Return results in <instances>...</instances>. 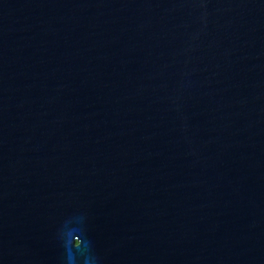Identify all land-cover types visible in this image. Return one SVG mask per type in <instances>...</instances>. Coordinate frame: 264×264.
Returning <instances> with one entry per match:
<instances>
[{"label":"water","instance_id":"95a60500","mask_svg":"<svg viewBox=\"0 0 264 264\" xmlns=\"http://www.w3.org/2000/svg\"><path fill=\"white\" fill-rule=\"evenodd\" d=\"M0 264H264V0H0Z\"/></svg>","mask_w":264,"mask_h":264}]
</instances>
